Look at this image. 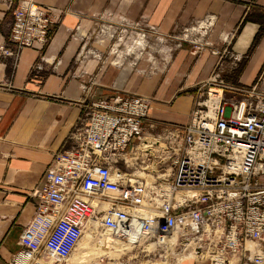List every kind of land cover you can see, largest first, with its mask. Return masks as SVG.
Instances as JSON below:
<instances>
[{"label":"built area","instance_id":"2783aa9c","mask_svg":"<svg viewBox=\"0 0 264 264\" xmlns=\"http://www.w3.org/2000/svg\"><path fill=\"white\" fill-rule=\"evenodd\" d=\"M51 17V9L21 0L2 54L17 57L47 44L54 31ZM233 91L244 98H227ZM196 95L192 121L175 128L160 156L157 143L143 149L160 159L157 166L177 154L169 178L155 174L154 186L109 162L110 156L142 150L147 128H158L149 123L151 100L119 92L89 103L73 144L46 171L35 218L10 264L63 263L86 232L98 229L132 245L170 250L192 238L197 255H213L211 264L236 255L243 264H264V94L256 87L234 88L216 73ZM143 210L151 215L141 217Z\"/></svg>","mask_w":264,"mask_h":264},{"label":"crops","instance_id":"0c3cea01","mask_svg":"<svg viewBox=\"0 0 264 264\" xmlns=\"http://www.w3.org/2000/svg\"><path fill=\"white\" fill-rule=\"evenodd\" d=\"M34 1L53 11L50 41L17 57L0 51V264L20 250L46 171L73 144L89 103L123 90L151 96L149 123L175 129L192 121L198 89L216 73L234 88L264 94V0ZM20 2L0 0V47L9 46ZM136 27L150 33L143 41L157 35L177 49L156 65L115 63V30L124 39ZM92 77L99 83L90 84ZM145 142L148 149L154 143Z\"/></svg>","mask_w":264,"mask_h":264},{"label":"rangeland","instance_id":"374dc122","mask_svg":"<svg viewBox=\"0 0 264 264\" xmlns=\"http://www.w3.org/2000/svg\"><path fill=\"white\" fill-rule=\"evenodd\" d=\"M115 31H117L116 39L113 41L114 45L110 47V50H115L113 60L119 65L123 61H127L134 65V63H137L138 60H141L142 58L145 61H149L150 65H156L158 60L162 59L165 61L170 56V54L174 53V51L177 49L175 42L169 40H160L161 42H159L157 35H151L154 37L150 38L148 42H146L147 40L143 41V39H141L142 35L144 34L149 36L150 33L148 31L140 30L138 27L135 29H129L124 39L122 30L116 29ZM118 43L121 45H116ZM96 79L98 78L92 77L90 79V84L99 83L96 81ZM120 92L124 93V90ZM144 97L151 101L153 100V97L151 96ZM227 98L235 101L236 99H243L244 95L241 93H228ZM197 99L198 95H196V102H198ZM205 100H207L206 96L203 98V101ZM175 130L176 129L171 127L167 129L165 127L159 126L155 130L147 129L143 143L147 139L157 143L156 147H154V150L157 152L156 157H158L162 151L161 148L165 147L166 144H169L171 137L170 134H173ZM143 148V145H141L140 149L142 150H135L133 155L129 157L110 156L109 162L113 168L121 169L126 173L132 174L133 179H146L148 183L151 182L153 186L155 177L153 179L152 176L155 174L156 176L169 178V173L172 171V161L174 160V156L175 158L177 157V154H170V156H172L170 160L168 158L163 166H157L160 159L147 156V154L145 155V153H143ZM154 171L157 173H153ZM90 234H92V232L89 231L84 235L72 255L61 264H185V262L189 261H207L209 258H212L211 256H213L212 254H206L205 257L197 255V252L195 251L196 241L192 238L184 241L180 248L170 250V248H165L158 245L152 246L151 243L130 245L126 243V241L118 240L112 235L106 234V231L101 229H98V235L96 236H91ZM177 236V233L174 234L172 241H174ZM104 238H109L111 244L115 246L116 244L114 243L123 245L128 244V249L122 250L123 248L117 247L120 249V251H102L103 249H101L102 245L100 242ZM85 243L87 245L86 247H84ZM86 252L87 255H84L85 257L82 256ZM230 262H232V264H243L242 261H240L239 255L229 257L228 262L226 263Z\"/></svg>","mask_w":264,"mask_h":264},{"label":"bare ground","instance_id":"6f19581e","mask_svg":"<svg viewBox=\"0 0 264 264\" xmlns=\"http://www.w3.org/2000/svg\"><path fill=\"white\" fill-rule=\"evenodd\" d=\"M143 145V147H146V149L145 150H150V149H148L149 148V144H148V142H145L144 141V143L142 144ZM144 149V148H143ZM138 214L142 217H144V218H147V217H149V215H151V213L149 212V211H141V212H138ZM90 232H92V234H90V235H98V234H96V231H90ZM87 233V232H86ZM85 233V234H86ZM106 234H110L109 232H106ZM174 236V235H173ZM172 236V237H173ZM172 237L170 238V242L171 243H174L175 242V240L174 241H172ZM101 243V249H103L102 251H120V249H118L117 247H119V248H123L122 250H126V249H128V244H130V245H132V240L131 241H126V243H128V244H118V243H114V244H116V246L115 245H112L111 244V241H110V239L109 238H104V239H102V241L100 242ZM87 245H86V243H85V245H84V247H86ZM195 248V247H194ZM86 256L87 255V252L86 253H84L82 256ZM84 256V257H85ZM213 257V256H212ZM82 258V257H81ZM80 258V259H81ZM79 259V260H80ZM82 261V260H81ZM48 264H53L52 262H50V263H48ZM54 264H56V263H54ZM57 264H61V263H57ZM226 264H232V262H230V263H226Z\"/></svg>","mask_w":264,"mask_h":264}]
</instances>
